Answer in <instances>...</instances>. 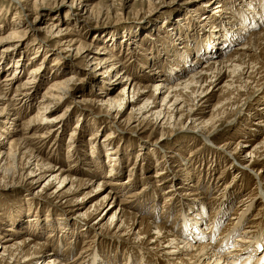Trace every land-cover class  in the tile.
<instances>
[{
	"label": "rangeland",
	"instance_id": "rangeland-1",
	"mask_svg": "<svg viewBox=\"0 0 264 264\" xmlns=\"http://www.w3.org/2000/svg\"><path fill=\"white\" fill-rule=\"evenodd\" d=\"M42 1H28L30 6L22 10L15 0H0V95L6 98L0 101V114L6 107L2 118L10 134L8 140L25 138L31 150L29 154L60 169L37 172L33 166L24 168L21 162L18 173L0 174V264H48L55 257L72 262L79 254L84 255V259L76 264H167L161 255L148 248L147 243L156 232L140 223L141 218H150L149 223L164 224L177 234L181 232L182 218H187L190 225L198 223L200 234L207 240L211 232L215 239L221 232L227 233L232 222L243 214L224 251L237 242L242 232V238L247 241L244 234L250 229H254L255 237L242 246L243 253L253 246L264 251L263 157L259 153L245 159V153L239 150L241 144L238 147L240 138L249 135L251 121H260L255 114L264 105V65L258 66L260 69L252 76L256 78H250V87L244 92L232 90L222 94L218 89L226 78L214 88L204 118H209L218 104L222 109L216 113L221 116L213 122L214 127H207L203 132L195 128L197 123L186 116L187 111L178 124L174 120L164 125L163 121L156 123L154 118L138 120L142 114L137 110L152 89L150 92L142 90L144 94L140 92L132 98V85L124 96L125 102L142 96L140 101L130 102L126 111L120 108L123 115L115 117L116 113L110 112L108 105H100L98 100L99 96L117 97L123 83L119 85L120 80L113 74L108 78L103 73L105 68H96L91 59L104 46L111 55L100 54L101 58L114 60L113 64L121 61V68L131 77L141 78L142 83L145 82L142 77L147 72L156 75L153 71L157 68L162 70L159 78L171 76L177 81L180 76L172 75L175 61L184 62L181 69L191 66L185 71L186 76L189 75L202 66L193 63L195 57L208 61L212 55L219 56L215 53L219 50L216 44L221 41L223 30L227 31L220 25L227 24L231 28L240 25L239 22L229 25V18L218 15L223 8H215L217 4L230 2L226 7L235 8L231 13L243 23L250 21L246 19V15H251L246 9L251 0H44L38 5ZM262 1L254 2H257L254 10L259 12L252 13L256 17L253 25L259 22L258 17L264 18ZM217 16L221 17V22ZM50 23L59 24V29L71 30L63 41L77 40V44L72 48H67L68 42L59 45L52 38L54 31H50ZM252 29L249 27L242 34L244 38L240 37L226 50L223 48L220 58L230 55L242 41L245 43ZM13 31L19 34L16 38L19 41L12 42L9 38ZM78 41L85 48L90 45L81 58L74 53ZM184 44L187 47L191 44V48L185 50ZM211 46L214 47L209 49ZM185 51L190 55L186 56ZM18 61L22 69L15 67ZM33 70L37 75L31 76ZM5 78H13L8 90L4 88ZM30 78L34 81L28 82ZM66 79L70 89L66 102L60 107L52 105L43 113L39 109L43 94L52 83ZM254 80L259 86L252 92ZM22 94L27 95L22 97ZM184 99L188 107L193 105L189 94ZM8 103L15 106L7 108ZM17 114V126L10 124L9 119ZM43 116L58 118L60 130L51 131L44 139L35 138L46 135L51 129L50 124H41ZM110 135L112 138L107 140ZM200 135L210 136L212 142L207 143ZM258 138L261 140L263 136ZM242 149L251 151L246 147ZM24 152L19 154L20 160L30 158ZM32 169L35 173L29 175ZM62 169L65 172L60 175ZM96 169L101 174L94 178L98 175H93ZM119 171L122 182L129 181L126 187L109 186L95 193L99 183H94L96 180L117 178ZM73 175L81 180L78 185L76 180L70 182ZM64 178L67 179L61 185ZM92 179L94 182L89 183ZM110 191L117 193L115 200L111 199L110 215L120 207L125 208L141 217L138 225L133 227V221L126 220L127 227L117 231L120 222L116 228L115 220L107 222L106 218L100 222L103 208L96 212L95 206ZM197 191H202L201 197L208 202L209 206L204 209L202 203L195 200L199 196L188 199L187 193ZM250 200L252 207H247L243 213ZM189 205H197L200 213L203 209L202 214L189 219L191 213L198 211L188 208L187 213H183L182 207ZM28 238L34 243H47L43 257H34L32 246L24 249L28 257L16 254L9 247L13 243L18 246ZM263 257L264 254L258 258L263 260Z\"/></svg>",
	"mask_w": 264,
	"mask_h": 264
},
{
	"label": "bare ground",
	"instance_id": "bare-ground-1",
	"mask_svg": "<svg viewBox=\"0 0 264 264\" xmlns=\"http://www.w3.org/2000/svg\"><path fill=\"white\" fill-rule=\"evenodd\" d=\"M28 1H31V0H15L16 5L21 7L22 10H26V7L30 6ZM43 2L44 0L42 1V3L40 2V4L38 5H42ZM254 2L255 0L253 1L251 0L249 5L252 8H249L250 7L249 6L247 7L248 9H246L247 10L246 13L251 14L250 16L246 15V19L250 18V21L247 20L246 22H243V23L237 20V17L234 14V12L231 13V11L234 10L235 8L230 10L228 7H226V5H229L228 3L230 2L224 3V4H220V3L217 4L215 8H223V9H220L219 11L221 13L217 12L218 15H220L221 17L229 18L230 19V21H228L229 25H233L238 22L240 25L235 26V28L226 26L227 24L220 25L221 29L222 27H224L223 29L227 31L223 30L224 34H221L222 39L221 41H219V43L216 44V47L219 50H217L215 53H217L219 56L214 57V55H212L211 58L208 59V61H204L202 57L200 58L195 57V61H193V63L195 62L194 64H198V65L200 64L202 66L199 68H196V70L192 71L189 75L186 76L185 71L188 70L189 69L188 67H191V66H188L187 68L184 67V69H181V66L184 65L183 64L184 62L175 61L174 67L176 68L174 69V73L172 75L174 76L175 74H177L180 76L177 78V81H174L173 78H170L171 76L170 77L162 76L161 78H159L160 74H162V70L161 68L160 69L157 68L153 71V73H155L156 75L153 74L154 76H152L150 72H147L148 74L145 75V77H142V79H144L145 81L143 82L144 83L143 84L142 83L143 80L140 81L141 78H138V77L133 78L131 77L132 75H128V72L125 69L121 68V64H120L121 61H118L117 58L116 60L118 62L117 63L115 62V63L120 64V66L113 64L114 60H107L106 58H101L100 54L101 55L110 54L111 52L109 51L108 48H105L104 46L100 48L99 52H97L99 54L94 55L95 57L93 56L91 58V59H94L93 64L96 65V68H98L99 66H100L99 68L104 67L105 71L103 73L107 74L106 76L108 78L112 77L111 76L112 74L115 75V78L120 80L119 85L123 83V88L121 89L117 97L115 98L108 97L106 99V98H101L104 96H99L98 101L100 105H108L110 107L109 109L110 112L113 111V114L116 113L115 117H117L118 115L122 116L123 114L120 108L123 107L124 110L126 111L130 102L138 103V101H140V97H142L140 96L139 98H136L135 100H133V102L132 100L131 101L127 100V102H125L126 98H124V96L125 97L127 96V91L132 85V94H133L132 98L137 96L142 90L146 91V89H148L147 91L150 92V89H152L151 94L144 100L143 104L139 106L137 110L139 114H142V116L138 118V120L143 118L142 122H144L147 119L149 120V118H154V120H156V123L161 124V122L163 121L162 125L170 124L169 121H172V120H174V122L177 123L184 119L185 112L187 111L186 116L189 119H192V122L197 123L195 125L196 126L195 128H198L199 130L204 132L206 131L207 127H211V128L214 127L215 124L213 122L216 121L217 117L220 115L219 113L217 115L216 112L219 109L220 110L222 109L221 104L214 106L211 112L212 114L210 115L209 118L207 119L206 117L204 118V115L206 114V109L209 107L210 101H212V97H213L212 93H213L214 88L218 87V85H220L223 79L226 78L225 79L226 81H224L225 83H223V85L220 86V89H218L221 91L222 94H227L228 91L230 92L232 90H234V92H238V91L244 92L245 91L244 89L247 90L250 87V78L253 75H255V73L260 69V67L258 66L261 64L264 65V50H261V45H264V18L258 17L259 22H257L255 25L252 24V21L255 20L256 18V17H253L252 13L256 15V13L259 12V11L256 12L254 10V9H257L255 8L256 7L255 4L257 2L256 3ZM204 8L206 9L205 6ZM221 17L217 16V20L219 22H221V19H220ZM204 20H206V18H204ZM58 25L59 24H56V23H50L48 26L51 27L50 31H54L52 33L53 35L52 38L56 39L59 45L64 46L63 40L66 38V35L70 33L71 30L59 29L57 28ZM249 27H253V29L252 31L249 32V37H247V41L245 43L242 41L240 43L241 45L239 44V47H237L230 55L224 58H220V53L222 52L223 48L224 50H226V47H228L234 42H237V40H240L241 39L240 37L244 38L242 34H245V32H247ZM238 30L240 32H238ZM231 31H234V32H231ZM10 34L11 36H9V38L12 39L11 40L12 42L19 41L18 39H16L17 36L19 35L17 32L13 31V32H10ZM227 40H229V42L224 44ZM66 42H68L67 48H72L77 44V40L67 39L64 43ZM81 44L82 43L79 42L78 46L75 47L74 49L75 51L74 53H76L75 55L79 58H81L82 53H85V51L88 48H90V45L88 46V48L87 47L85 48V46ZM184 46L187 47L186 44H184ZM137 47L142 48L141 46H137ZM213 47L214 46H211L209 49ZM190 48H191V44H190V47L185 48V50H189ZM65 50L68 51L69 53L72 51V49L71 50L65 49ZM184 54L186 56L190 55V53H188L187 51H185ZM154 59L155 57L153 56V61ZM95 61H97V63H95ZM109 62H111L113 65ZM170 62L172 61L170 60ZM173 62H174V59H173ZM15 67L17 69L18 68L22 69V63H20V61L16 62ZM144 68H146L145 65H144ZM227 71H228V74L226 75ZM35 75H37L36 71L35 70L31 71V76H35ZM255 78L256 77H252V80ZM33 81L34 80L32 78L28 79V82H33ZM254 81H252V85L253 84L255 85V86L253 85L254 87L251 88L252 92L255 91L256 87L259 86L258 83ZM4 82H5L4 88L8 90L11 88V85L13 84V78H5ZM210 89L212 90L210 91ZM68 92L70 93V89L68 88V79H66L65 81L52 83L48 87L47 91L43 94V97L41 100L42 106H40L39 109L42 110L43 113H46V110L52 105L53 106L56 105V107L62 106L67 100L65 96ZM140 94H144V92H141ZM187 94H189L190 97H192L193 99L192 101L193 105L191 106L189 105V107L187 106L188 104H187L186 99H184V97ZM26 95L27 94H22V97H26ZM160 96H162L161 102H160L162 104L159 106L160 103L158 104L157 100L159 99ZM5 100L6 98H4V95H0V101H5ZM22 100L23 98L21 99V101ZM9 105L15 106L14 104L8 103L7 108H9L8 107ZM133 106L134 105H132V108H134ZM185 108L187 109L185 110ZM5 110H6V107L4 108L3 111ZM3 111L1 110L2 113L0 115H3L5 113ZM177 115H179V118H177ZM255 115L258 119H260V121H254V120L251 121V127L249 128L247 132L249 135L247 136L243 135V137L240 138L241 140L238 143V147L241 144L240 145L241 148L239 150L243 152L242 154L245 153V159L248 157L257 156V154L262 153L260 157H263L262 161L264 162V105L260 107L259 111H257ZM4 116L5 114L3 116H0V123L3 124V125H0L1 126L0 128V132H1L0 133V174L9 175V174L18 173L19 169H21V166H22L21 162H23L24 168L29 169L30 167L33 166L34 168H36L37 172L38 171L45 172V171H52V170L58 171L60 169V167L52 166L50 163H47L46 160L42 158L38 159V157L37 158L34 157L33 154H29L31 150H30V147L27 146L25 142V138H22V139L11 138L10 140H8V138H10L9 137L10 134L8 132V128L7 129L5 128L6 122H4L5 120H3ZM18 119L19 118L17 114L13 118L9 119L11 120L10 124H15V126H17ZM41 124H50L51 129L46 132V135H37L35 138L38 137L40 139H44L47 135L50 134L51 131L60 130L58 126L59 121H58V118L56 117L43 116V122H41ZM15 131H18V129H16ZM250 132H253V134ZM260 135L263 136L261 140L260 138H258L260 137ZM200 136L203 137V140L206 141L207 143L212 142V140L210 139V136H207V137L205 135H200ZM111 138L112 136L110 135L107 137V140ZM244 147H246L247 149H251V151L250 150L246 151L245 149L243 150L242 148ZM219 149H222V148H219ZM22 150H25L24 152L25 156L26 154L27 155L29 154L30 158L28 160H26V158L24 159L23 157L21 158V160L18 158ZM234 162H236V159ZM73 163L74 162H72V164ZM237 165H240V164L237 163ZM34 171L32 169V171L29 172V175H31ZM66 171H69V170H66ZM97 171H93V175L98 174V175H94V178L97 176H100L101 174L100 171L98 172ZM64 172L65 170L63 169L60 170V175H62ZM77 173H79V171H77ZM118 173L120 176L118 175L117 178H107V179L104 178L101 181L96 180L95 182H94V179H92V180H89L88 182L89 183L99 182L97 184V189L95 193L99 191H104L106 187H109V186L118 185L119 188H124L128 185L129 181L122 182L123 180L121 179L120 171ZM53 177L55 178V180L58 179L56 175ZM66 179L67 178H64V180L61 182V185L64 183V181H66ZM113 179H115V181H113ZM75 180H76L77 185L81 181L79 178L77 177L75 178L73 175V177H71L70 179V182H74ZM262 186L264 185H261V188ZM60 191H62V188L61 190H59V192ZM188 192H191V191H188ZM187 194L186 195L188 196V199H193L192 198L193 196H199L198 198L195 197V200L196 202L199 201L202 203L201 206H203L202 207L203 209H204V206H209L207 200L204 197H201L202 191L201 192L197 191L196 193H187ZM116 195L117 193H113L112 191H110L108 194H106L103 197V199L100 201L99 204L95 202L96 204H98L97 206H95L96 212L100 210L101 208H103V214H102L103 217L101 218L100 222L105 220L106 218H107V222L111 221V219H112V222L113 220H115L117 221L115 225L114 223L109 224L110 226L114 225V228H116L117 224L120 222V225L117 228V231H121V229L127 227L126 220H132L133 227L138 225L139 224L138 220L141 217L132 213V211L131 212L127 211V209L125 208L120 207V209L115 211L114 215H110V211L113 208V201L111 199L115 200ZM252 205H253L252 201L249 202L247 205H245L246 208L243 210V213L245 212L247 207H252ZM188 208L189 209L197 208L198 210L197 205H192V206L189 205L187 208L183 206L182 207L183 213H187V211L189 210ZM203 209L201 213L199 210L195 211L194 214L191 213L189 219H193L195 215L196 217L197 216L199 217L202 214ZM191 211L193 210L191 209ZM148 219L141 218V222H140L142 224H146V226L150 228V231H152L151 229H153L156 232L155 234H153L154 236L151 237V240L147 243L148 248L152 250L153 252H155L156 254L161 255L163 257V260L167 264H264V259L260 260L258 258L260 255L264 254V251L262 250L260 251L256 249V246H253V249L249 247V249L245 253H243L242 246L243 245L246 246V244L249 243L250 239H253L255 237L253 236L254 229H250L244 234L247 237V241H246V238H242V234H243L242 232L241 236H237L238 238L237 242L231 245V247H229L226 251H224V248L228 245L227 243H230L229 242L231 238L230 235L235 230V228H237L242 222L243 214L234 220L235 223L232 222V227L227 230L228 231L227 233L221 232L219 237H216L215 239V234H212V232L210 231L211 236L207 237V240L200 234L198 223L196 222L194 225H190L187 221V218L186 219L182 218V223H181L182 226H181V232H180L181 234L180 233L177 234L176 232L174 233V232L169 231V229L166 228L164 224H159V223L156 224V222L154 223L151 222L152 223L151 224L149 223ZM205 233H208V231H206ZM140 235L141 234H139L137 237H140ZM113 237H117V236H113ZM7 239L6 241H9ZM27 246H32L31 250H33L32 253L34 257L39 256V255L43 257L48 245L45 242L44 243H39V242L34 243L33 240L28 238L26 240H23L18 246H17V243H13L9 247L11 249H14L16 251V254L24 255V257H28V255L27 256L25 255L26 252L24 251V249ZM83 256L84 255L81 256V254H79V256H77L76 259L73 260L72 262L71 261L66 262V260L64 259L62 261L61 260L62 258L55 257L54 259H50V261H48V264H76V263H79L80 260L84 259Z\"/></svg>",
	"mask_w": 264,
	"mask_h": 264
}]
</instances>
